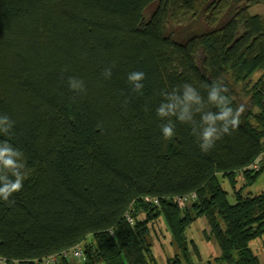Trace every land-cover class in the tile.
I'll return each instance as SVG.
<instances>
[{
    "label": "trees",
    "instance_id": "1",
    "mask_svg": "<svg viewBox=\"0 0 264 264\" xmlns=\"http://www.w3.org/2000/svg\"><path fill=\"white\" fill-rule=\"evenodd\" d=\"M259 5L0 0V115L14 122L0 141L23 153L25 174L22 190L0 200V259L42 264L79 245V263L55 264H157L150 234L162 220L174 251L165 264H193L185 231L204 218V237L219 249L212 263L260 264L249 245L264 235V190L244 194L264 171V16L248 13ZM203 14L217 26L166 34L168 19ZM135 71L145 73L141 93L127 80ZM70 77L84 81L83 93L69 89ZM214 82L228 89L230 107L243 108L237 129L203 152L192 127L173 117L175 135L163 139L161 91L191 84L207 104L203 86Z\"/></svg>",
    "mask_w": 264,
    "mask_h": 264
},
{
    "label": "clouds",
    "instance_id": "2",
    "mask_svg": "<svg viewBox=\"0 0 264 264\" xmlns=\"http://www.w3.org/2000/svg\"><path fill=\"white\" fill-rule=\"evenodd\" d=\"M111 74L110 68L105 69L103 73L106 78H110ZM144 79L145 73L142 71L131 72L127 76L128 83L135 93H141ZM68 87L77 94L85 91L84 81L75 77L68 79ZM203 87L208 93L207 104L191 84L185 83L170 92L161 91L163 102L157 107L156 115L159 119L167 121L160 126L163 139L169 140L175 135L176 125L173 117L181 124H189L192 127V135L196 137L203 152L211 150L216 141L225 135H231L237 129L243 108L233 109L229 106L230 102L224 95L228 89L218 82ZM193 105L197 107L193 109ZM206 107H215L219 111L204 112ZM197 114L200 115L199 121L195 119ZM13 126L14 122L7 115H0V134L8 135ZM22 158L23 153L19 149L7 141H0V200L7 202L13 194L22 190L25 180Z\"/></svg>",
    "mask_w": 264,
    "mask_h": 264
},
{
    "label": "rangeland",
    "instance_id": "3",
    "mask_svg": "<svg viewBox=\"0 0 264 264\" xmlns=\"http://www.w3.org/2000/svg\"><path fill=\"white\" fill-rule=\"evenodd\" d=\"M156 6H157L156 3H154L148 6L144 10L143 12L144 20H147L151 16ZM248 13L250 15L264 16V5L251 7L248 10ZM221 15L223 16L224 13L222 12ZM206 17L207 16L205 14L200 15V17L196 22L192 21L191 20L192 18H189V16H187L186 20L184 21L168 19L165 25L166 34L170 36L187 38L196 34L206 33L213 27L217 26V24L208 25L205 20ZM236 88L237 87H235L234 89L236 90ZM238 92L239 90H237V93ZM239 93L240 96H242L241 92ZM244 99L246 101V103L244 104L249 107V104L247 103V99L245 97ZM237 184L238 185L236 186V188H239L240 184H242V179H239ZM224 187L226 191L228 192L231 191L227 183L224 184ZM263 190H264V171L259 175L255 184L244 191V194L245 193L256 194L259 191H263ZM208 233H209V228L204 218H200L194 221L185 231L186 239L192 241L198 253V259L192 256L193 264H209L213 262L214 258L219 256V249L215 244L213 238L206 240L204 237ZM150 237H151V242H153L154 244L153 255L155 257L157 264H165L166 260L171 258V256H173L174 251L172 250L170 245L171 242L170 234L168 230L165 228L162 220H158L153 225V228L151 229ZM249 247L257 256L259 263L264 264V235L261 238L252 241ZM75 261L79 263L81 259Z\"/></svg>",
    "mask_w": 264,
    "mask_h": 264
},
{
    "label": "built area",
    "instance_id": "4",
    "mask_svg": "<svg viewBox=\"0 0 264 264\" xmlns=\"http://www.w3.org/2000/svg\"><path fill=\"white\" fill-rule=\"evenodd\" d=\"M195 199V195L194 194H189V195H186L184 197H180V198H176V202L179 206H183L186 202H189V201H192ZM144 200L146 202H151L155 205L158 204L157 200L156 199H150V198H144ZM126 220L129 222V218L128 216H126ZM83 254H82V248L81 246H75L67 251H63L60 253L59 256H52V257H48L46 259H43L41 261L42 264H55L56 261L59 259V258H71V259H74V260H80L82 258ZM0 264H5V261L0 259Z\"/></svg>",
    "mask_w": 264,
    "mask_h": 264
}]
</instances>
